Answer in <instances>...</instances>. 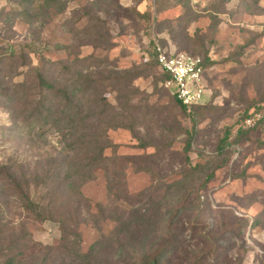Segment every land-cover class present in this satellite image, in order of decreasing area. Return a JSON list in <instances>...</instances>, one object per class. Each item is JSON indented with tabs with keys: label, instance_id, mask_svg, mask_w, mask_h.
Wrapping results in <instances>:
<instances>
[{
	"label": "rangeland",
	"instance_id": "374dc122",
	"mask_svg": "<svg viewBox=\"0 0 264 264\" xmlns=\"http://www.w3.org/2000/svg\"><path fill=\"white\" fill-rule=\"evenodd\" d=\"M263 31L264 0H0V164L12 160L34 171L48 168L52 157L66 158L60 133L53 129L38 137L32 116L29 99L40 95L36 71L41 69L49 80L75 91L89 117L107 110L87 127L92 133L98 127L106 130L111 160L86 168L84 177L77 178L91 202L89 219L101 229L93 227V220L81 226L83 252L104 235L117 234L115 219L140 224L151 215L159 219L156 235L168 239L180 231L179 224L167 228L174 216L180 223L202 220L208 225L238 217L248 223L231 260L264 264V122L244 128L251 111L264 112ZM157 45L208 59L210 100L204 109H177L161 69L151 60ZM135 73L141 77L129 83L134 95L118 92L115 80ZM97 80L103 85L93 83ZM142 142L155 146L144 149ZM65 162L71 170L61 177L75 174L89 160L80 153ZM21 207L0 182L3 223L12 222L20 237L19 226L26 223L30 236L29 255L24 251L14 264H51L53 258L41 251L59 242L60 224L31 220ZM228 211L234 217L223 215ZM254 220L259 224L253 225ZM154 229L146 225L136 238L153 235ZM188 244L191 249L199 245ZM1 245L6 244L0 242V250ZM138 246L128 254L135 248L142 252ZM101 256L113 264L122 258L119 251Z\"/></svg>",
	"mask_w": 264,
	"mask_h": 264
},
{
	"label": "trees",
	"instance_id": "16d2710c",
	"mask_svg": "<svg viewBox=\"0 0 264 264\" xmlns=\"http://www.w3.org/2000/svg\"><path fill=\"white\" fill-rule=\"evenodd\" d=\"M156 47L152 51L151 60L160 68ZM190 55L202 58L204 77L207 84L208 59L201 55ZM62 66L65 71L69 70L68 66L64 64ZM161 71L165 86L170 76L162 69ZM140 74L135 73L128 79L115 80L116 90L118 92L124 90L123 93L134 95L130 90L129 83L141 77ZM36 80L40 95H38V92L36 96L34 95L35 97L32 96L29 100L34 105L32 113L34 115L32 116L38 121V129L40 130L38 137H45L48 130L58 131L61 135L63 153L66 158L61 156L52 157L54 163L48 168L34 171L25 170L23 165L19 166L18 163H13L10 160L8 163L0 164V182L2 185L9 187L10 191L17 196L22 205L21 210L29 218H32L31 220H55L60 224L61 238L59 242L55 246L46 247L41 251V253H44L43 255L53 258L51 264H113L112 259L101 255L104 253L111 255L118 251L122 255L120 264H242V259H236V261L232 257L233 260H231L229 256L230 252L237 246L236 242L238 240L244 242L245 226L248 222L238 217L232 219L233 222L230 223L221 219V223L216 222L213 225H208L201 219L196 223L193 221H189L188 224L185 222L180 223V219L174 216L173 219L168 221L167 228L171 230L173 226L179 224L180 231L171 232L168 239L156 235L160 229L159 219H152L151 215L149 219H142L140 224L133 221H124L125 226L119 219H115L117 222L115 229H119L117 234L115 236L113 234L104 235L102 239L91 245L86 252H83L81 226L93 220V227L98 231H101V229H99L100 225L96 219H89L92 217L90 212L91 202L84 198L80 190L84 182L80 184L77 178L84 177L86 168L97 169L111 160L107 154L110 139L106 135V130L98 127L96 132L92 133V128L88 129L87 127L89 122L94 120L93 117L106 116L107 110L102 109L101 112H98V115L89 117L83 105L75 100V91L72 92L68 85L49 80L41 69L36 71ZM86 82L89 85L91 81L86 80ZM93 83L102 84L101 80L93 81ZM166 90L173 97L175 106L181 112H196L204 109L209 104L210 99L203 105L188 107L183 105L168 89ZM136 108L139 110L138 107ZM137 109H132L131 113L138 114ZM255 113H259V111L253 110L249 113L245 119V125L246 121ZM170 116L178 122V116L174 115V112L171 111ZM122 118L127 120L124 117ZM128 120L135 121L132 115ZM256 126L250 128L246 125L244 128L252 129ZM141 146L148 149L155 145L142 142ZM166 151L165 148L161 150L162 153ZM189 151L190 147L184 152L187 161H189ZM80 153L89 160L87 165L78 166L75 174L68 173L66 177H61L63 172L71 170L65 160L69 159L71 155L78 154L80 156ZM115 164L112 163V165ZM144 168L146 171L151 170L150 167ZM207 208V206L203 207L202 210ZM85 209L87 210L85 211ZM1 214L0 242L5 243L7 246L1 245L3 251L0 250V264H14L17 259L21 258V255L25 256L24 251H26V255L27 253L29 255L30 236L27 232V224L22 223L19 226L23 237L17 236L14 232L15 228L11 225L12 222H10V225L4 224ZM227 214L234 217L232 211L223 212L224 216H229ZM86 216H88V221L85 220L87 219ZM258 224L259 222L254 220L253 225ZM146 225H148L149 230H151V226H157V229L153 230V235H150V231L149 234L136 238L137 235L143 234ZM151 236H155L154 241H149ZM232 240L234 243H231ZM194 241L199 245H196L193 249L189 248L188 243H194ZM148 242H150V250L156 249L154 253L150 250L146 251ZM135 244L139 245L138 247L143 251L141 252L135 248L132 254H128V249L136 246ZM239 250H245L244 244L239 247ZM134 253L138 256L137 258Z\"/></svg>",
	"mask_w": 264,
	"mask_h": 264
},
{
	"label": "built area",
	"instance_id": "2783aa9c",
	"mask_svg": "<svg viewBox=\"0 0 264 264\" xmlns=\"http://www.w3.org/2000/svg\"><path fill=\"white\" fill-rule=\"evenodd\" d=\"M155 50L160 68L170 76L165 88L185 106L205 104L209 96H207L208 88L202 58L186 52L171 51L161 45ZM262 121H264V112H259L249 118L246 125L251 128Z\"/></svg>",
	"mask_w": 264,
	"mask_h": 264
}]
</instances>
